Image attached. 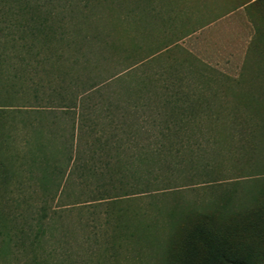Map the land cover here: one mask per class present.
<instances>
[{"label":"rangeland","instance_id":"obj_1","mask_svg":"<svg viewBox=\"0 0 264 264\" xmlns=\"http://www.w3.org/2000/svg\"><path fill=\"white\" fill-rule=\"evenodd\" d=\"M168 84L194 105L173 153L68 182L84 107ZM199 222L264 257V0H0V264H182Z\"/></svg>","mask_w":264,"mask_h":264},{"label":"trees","instance_id":"obj_2","mask_svg":"<svg viewBox=\"0 0 264 264\" xmlns=\"http://www.w3.org/2000/svg\"><path fill=\"white\" fill-rule=\"evenodd\" d=\"M45 25V22L36 20L35 24L30 25V35L36 39L45 35ZM54 35L53 32L52 37ZM71 43L78 48L76 40L65 41V47H71ZM167 88L169 91L166 95L149 90L146 97L133 102H110L102 111L104 122L94 119L88 108L84 107L78 122L73 124V130L78 133L79 151L72 161L68 182L79 180L82 184L88 181L95 184L97 181L94 192H99L102 197L105 192L118 189L115 183L117 177L125 184L123 179L129 173L130 176L134 175L136 163L152 158L164 159L173 153L169 150L168 140H175L181 132L178 130L193 119V113L187 112L193 111L194 105L189 92L173 84H168ZM73 136L76 134L73 133ZM79 142L80 146L85 147L82 151ZM130 187L135 188L133 184ZM181 263L264 264V257L250 248L219 237L212 228L199 222L187 229L181 249Z\"/></svg>","mask_w":264,"mask_h":264}]
</instances>
